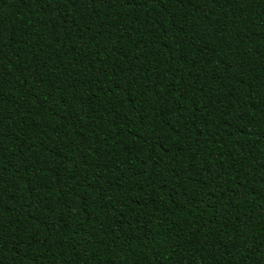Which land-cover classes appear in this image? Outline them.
Instances as JSON below:
<instances>
[{
  "label": "trees",
  "instance_id": "1",
  "mask_svg": "<svg viewBox=\"0 0 264 264\" xmlns=\"http://www.w3.org/2000/svg\"><path fill=\"white\" fill-rule=\"evenodd\" d=\"M0 264H264V0H0Z\"/></svg>",
  "mask_w": 264,
  "mask_h": 264
}]
</instances>
